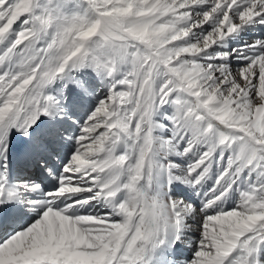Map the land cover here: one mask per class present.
Listing matches in <instances>:
<instances>
[{
	"label": "snow or ice",
	"instance_id": "6c2138e0",
	"mask_svg": "<svg viewBox=\"0 0 264 264\" xmlns=\"http://www.w3.org/2000/svg\"><path fill=\"white\" fill-rule=\"evenodd\" d=\"M0 264H264V0H0Z\"/></svg>",
	"mask_w": 264,
	"mask_h": 264
}]
</instances>
